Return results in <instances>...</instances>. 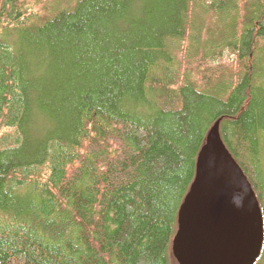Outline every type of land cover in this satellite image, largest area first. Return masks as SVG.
Returning a JSON list of instances; mask_svg holds the SVG:
<instances>
[{"label": "trees", "instance_id": "trees-1", "mask_svg": "<svg viewBox=\"0 0 264 264\" xmlns=\"http://www.w3.org/2000/svg\"><path fill=\"white\" fill-rule=\"evenodd\" d=\"M49 1L0 0V264H177L217 120L264 227V0Z\"/></svg>", "mask_w": 264, "mask_h": 264}, {"label": "water", "instance_id": "water-1", "mask_svg": "<svg viewBox=\"0 0 264 264\" xmlns=\"http://www.w3.org/2000/svg\"><path fill=\"white\" fill-rule=\"evenodd\" d=\"M219 125L215 121L206 134L178 209L171 247L177 264H254L261 253V208Z\"/></svg>", "mask_w": 264, "mask_h": 264}, {"label": "rangeland", "instance_id": "rangeland-1", "mask_svg": "<svg viewBox=\"0 0 264 264\" xmlns=\"http://www.w3.org/2000/svg\"><path fill=\"white\" fill-rule=\"evenodd\" d=\"M53 0H51V1H49L48 3L50 4L51 2H52ZM73 0H58V1H55L54 2V4L56 5V4H70L71 2H72ZM51 7V6H50ZM212 25V27H215V26H218L219 24H216V23H213V24H211ZM240 40V39H239ZM224 55L223 56H218V57H216V58H213L214 60H212V59H208L207 61H206V64L207 65H211V66H213V65H215V64H220V63H227V62H231L232 60H233V58L235 57V55L234 54H231V51H227V50H224ZM200 55H203L202 54V51H200V53H199ZM178 57H179V59H180V61H181V65H182V68L184 69V68H186V65H187V59H186V57H185V55L183 54V52H179V54H178ZM196 65V62L194 61L192 64H191V66H195ZM36 117H37V115L35 114V115H32L31 116V120L32 121H36ZM40 117H38V119H39ZM45 123H47L48 124V122L47 121H45ZM174 258V257H173ZM175 259V258H174Z\"/></svg>", "mask_w": 264, "mask_h": 264}, {"label": "bare ground", "instance_id": "bare-ground-1", "mask_svg": "<svg viewBox=\"0 0 264 264\" xmlns=\"http://www.w3.org/2000/svg\"><path fill=\"white\" fill-rule=\"evenodd\" d=\"M171 247H172V244H171Z\"/></svg>", "mask_w": 264, "mask_h": 264}]
</instances>
